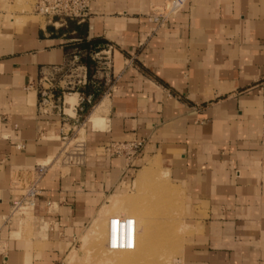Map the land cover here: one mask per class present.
Returning a JSON list of instances; mask_svg holds the SVG:
<instances>
[{
	"label": "crops",
	"instance_id": "obj_1",
	"mask_svg": "<svg viewBox=\"0 0 264 264\" xmlns=\"http://www.w3.org/2000/svg\"><path fill=\"white\" fill-rule=\"evenodd\" d=\"M171 1L93 0L83 22L54 27L17 24L0 0V264L64 261V247L89 223L98 195L137 171L104 146L135 139L144 140L136 165L155 159L186 190L192 230L184 264H264L257 87L264 77V0H185L153 35L146 17ZM82 42L113 47L112 91L87 85L93 104L81 115L73 110L77 92L70 95L75 101L66 95L58 103L63 113H41V68L61 64ZM87 67L90 78V60ZM80 128L83 163L65 165L57 159L63 135ZM48 160L33 207L36 237L18 240L11 203L35 165Z\"/></svg>",
	"mask_w": 264,
	"mask_h": 264
},
{
	"label": "built area",
	"instance_id": "obj_2",
	"mask_svg": "<svg viewBox=\"0 0 264 264\" xmlns=\"http://www.w3.org/2000/svg\"><path fill=\"white\" fill-rule=\"evenodd\" d=\"M93 0H31L32 11L36 16L41 17L45 23L52 26H65L69 21L76 23L83 22L89 15V7ZM185 0H172L165 11H156L146 17L150 25L149 32L153 35L160 28L171 13H175L183 5ZM112 49L111 45L105 44L101 47L89 46L80 47L73 45L68 50V55L59 65L41 68L37 81L38 109L41 113L60 109L64 103L65 96L77 92L80 94L77 102L73 105L75 113L83 114L85 106L93 104V95L85 94L84 88L91 84L98 86L100 83L106 85L104 94H110L112 81ZM84 59L92 62L93 74L89 78L88 67ZM132 59L125 61V67L130 66ZM257 87L260 91V136L259 143L264 147V77ZM65 115V114H64ZM83 124V120H79ZM83 119V118H82ZM72 131L63 135V148L58 155V160L65 165H81L86 154L85 142L75 141L70 145V139L77 135ZM143 139L130 141H110L104 146L107 154L120 157L129 168L136 169V163L143 153ZM52 161L41 162L33 169V179L23 188L18 199L12 201L10 214L14 215L22 209L33 208L35 199L39 194L37 188L38 180L47 172ZM136 238V226L133 218L127 216H114L109 219L106 247L109 250L132 249ZM58 264H67L64 261Z\"/></svg>",
	"mask_w": 264,
	"mask_h": 264
},
{
	"label": "rangeland",
	"instance_id": "obj_3",
	"mask_svg": "<svg viewBox=\"0 0 264 264\" xmlns=\"http://www.w3.org/2000/svg\"><path fill=\"white\" fill-rule=\"evenodd\" d=\"M1 2L3 11L11 16L17 24L31 21L45 24L41 17L33 13L31 0H1ZM159 11L165 10L159 9ZM149 28L150 25L148 31ZM76 132L77 135L70 139V145L75 141H84L83 129L80 128ZM149 167L152 170H148ZM139 174L142 178L145 176L141 181L137 180ZM33 177L32 171L30 180ZM172 186L178 189L179 196ZM116 187L121 188L120 190L123 192L111 196ZM154 190L156 193L153 192ZM98 197L97 208L89 217V223L82 226L75 239L64 247L65 263L106 264L101 258H104L103 254H110L106 249L107 216L118 215L128 206L139 210L138 218L149 223V232L154 241L152 247V251H154L151 253L153 256L149 255L150 257L148 256L144 260L139 259L141 261L137 263L184 264L186 238L192 230L188 216L190 206L184 187L171 180L170 171L160 162L155 159H146L141 166L137 167L132 181H116L104 195L101 194ZM115 200L118 202H114ZM11 216L19 221L17 233L13 234V237L24 241H29L33 236L36 237L33 208L22 209ZM97 240L100 241V244ZM96 243L97 245H94Z\"/></svg>",
	"mask_w": 264,
	"mask_h": 264
},
{
	"label": "bare ground",
	"instance_id": "obj_4",
	"mask_svg": "<svg viewBox=\"0 0 264 264\" xmlns=\"http://www.w3.org/2000/svg\"><path fill=\"white\" fill-rule=\"evenodd\" d=\"M68 100L73 101L74 100L73 96H70L68 98ZM153 192H155V190ZM114 202H118V201L115 200ZM127 207L123 210V212H121L118 215L123 216V215L127 214V215L131 216L129 218L134 219L135 226H136V238H135L134 246L132 249H129V250H113V251L109 250L106 247L107 251H109L110 254H107V253L103 254L104 258L103 257L101 258L103 261H105L106 264H136L138 261H141L139 259L144 260L149 255L153 256V255H151V253H153V251H154V250L152 251L154 241H153V236L149 232V223L146 220H142V219L138 218L137 213L139 212V210H137L135 208H130V207L127 208ZM110 218H112V217H110ZM109 219L107 221V233H108ZM137 233H138V235H137ZM137 236L139 238L138 240H137ZM136 240H137V244H136ZM97 241L99 242L98 244H100V241L99 240H97ZM94 245H97V243ZM146 260L148 261V259H146Z\"/></svg>",
	"mask_w": 264,
	"mask_h": 264
},
{
	"label": "trees",
	"instance_id": "obj_5",
	"mask_svg": "<svg viewBox=\"0 0 264 264\" xmlns=\"http://www.w3.org/2000/svg\"><path fill=\"white\" fill-rule=\"evenodd\" d=\"M89 46H93V44L89 42H82L80 44V47H89ZM84 62L86 65H89V59H85Z\"/></svg>",
	"mask_w": 264,
	"mask_h": 264
}]
</instances>
